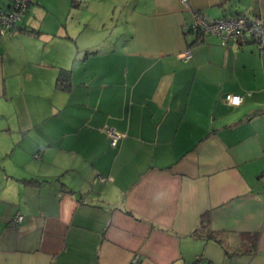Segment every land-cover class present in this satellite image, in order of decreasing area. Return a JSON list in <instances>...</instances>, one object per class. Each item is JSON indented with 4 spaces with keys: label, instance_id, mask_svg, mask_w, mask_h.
Listing matches in <instances>:
<instances>
[{
    "label": "crops",
    "instance_id": "0c3cea01",
    "mask_svg": "<svg viewBox=\"0 0 264 264\" xmlns=\"http://www.w3.org/2000/svg\"><path fill=\"white\" fill-rule=\"evenodd\" d=\"M87 1L31 0L0 32V264H264V57L185 33L195 11L264 20V0H119L126 30L99 50L71 18ZM206 212L256 248L194 234Z\"/></svg>",
    "mask_w": 264,
    "mask_h": 264
},
{
    "label": "built area",
    "instance_id": "2783aa9c",
    "mask_svg": "<svg viewBox=\"0 0 264 264\" xmlns=\"http://www.w3.org/2000/svg\"><path fill=\"white\" fill-rule=\"evenodd\" d=\"M31 0H10L7 7L0 8V32L10 30L17 31V23L25 14ZM186 5L188 0H181ZM191 28L201 33L215 34L221 44L238 45L241 41L246 39L252 41L258 53L264 57V20L259 14L254 15H222L219 17L210 18L200 11L193 13V22ZM191 57L190 48H186L181 54L180 58L187 61ZM244 98L243 94L226 93L225 101L231 105H238ZM105 132L109 138L112 147L117 146L120 139V134L113 128H106ZM101 180L105 177L100 176ZM22 215L15 216L14 221L19 222ZM132 263L139 262V256L135 254ZM213 264V263H209Z\"/></svg>",
    "mask_w": 264,
    "mask_h": 264
},
{
    "label": "rangeland",
    "instance_id": "374dc122",
    "mask_svg": "<svg viewBox=\"0 0 264 264\" xmlns=\"http://www.w3.org/2000/svg\"><path fill=\"white\" fill-rule=\"evenodd\" d=\"M71 18L80 22L83 33L89 30L98 41L100 40L101 43L96 46L98 50L110 47L111 42L119 40L121 33L126 30V12L123 11L119 0H88L81 8L74 9ZM187 35L191 40L192 33Z\"/></svg>",
    "mask_w": 264,
    "mask_h": 264
},
{
    "label": "trees",
    "instance_id": "16d2710c",
    "mask_svg": "<svg viewBox=\"0 0 264 264\" xmlns=\"http://www.w3.org/2000/svg\"><path fill=\"white\" fill-rule=\"evenodd\" d=\"M194 32L197 35L203 33L198 32L190 28L185 31V33ZM69 70L61 69L56 80V85L60 89H65L70 87L69 82ZM27 182L37 183L36 179H25ZM194 234L212 239L219 243L224 252L228 255L239 252L252 251L256 248L258 243L259 234L257 231H217L213 230L209 226V216L208 213H204L201 218V226L198 227Z\"/></svg>",
    "mask_w": 264,
    "mask_h": 264
}]
</instances>
